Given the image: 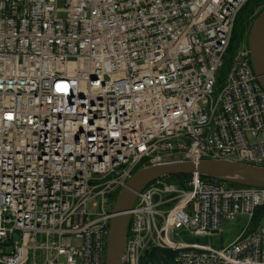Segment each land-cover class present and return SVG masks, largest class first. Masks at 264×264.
<instances>
[{"label":"built area","instance_id":"obj_1","mask_svg":"<svg viewBox=\"0 0 264 264\" xmlns=\"http://www.w3.org/2000/svg\"><path fill=\"white\" fill-rule=\"evenodd\" d=\"M249 0H0V264H105L112 196L138 168L228 159L264 166V90L250 50L224 65ZM159 179L131 215L124 264L150 248L174 264H264V187ZM94 200L97 211L90 212ZM78 241V244H74Z\"/></svg>","mask_w":264,"mask_h":264},{"label":"water","instance_id":"obj_2","mask_svg":"<svg viewBox=\"0 0 264 264\" xmlns=\"http://www.w3.org/2000/svg\"><path fill=\"white\" fill-rule=\"evenodd\" d=\"M251 62L264 90V9L257 15L248 34ZM201 176L245 187H264V166L228 159L181 160L155 164L136 171L114 203L107 238L105 264H124L123 253L130 224V210L138 194L152 182L173 175Z\"/></svg>","mask_w":264,"mask_h":264},{"label":"trees","instance_id":"obj_3","mask_svg":"<svg viewBox=\"0 0 264 264\" xmlns=\"http://www.w3.org/2000/svg\"><path fill=\"white\" fill-rule=\"evenodd\" d=\"M264 9V0H249L245 6L239 12L235 27L233 31V36L231 39V43L229 46V50L225 55L224 65L218 72V84L220 85L232 65V60L237 49L243 44H248V34L249 30L256 19L257 15ZM138 168L137 170H139ZM136 170V171H137ZM190 175H173V176H165L162 179L167 182L175 183L177 186L182 188H189L188 182L190 180ZM205 180L217 181L219 183H224L220 180H214L208 177L202 176ZM230 187H241L240 185L226 183ZM120 192V189L112 196L110 206L111 208L114 206V202ZM264 217V205L258 207L255 210L254 216L250 222L252 228L248 231H252L256 229L260 224L261 219ZM107 238V237H106ZM176 255V251L171 249H162V248H150L145 251L143 256V261L146 264H173L174 257Z\"/></svg>","mask_w":264,"mask_h":264},{"label":"rangeland","instance_id":"obj_4","mask_svg":"<svg viewBox=\"0 0 264 264\" xmlns=\"http://www.w3.org/2000/svg\"><path fill=\"white\" fill-rule=\"evenodd\" d=\"M59 7L64 6V0H59ZM94 200L88 203V209L90 212L97 211L94 206ZM261 225H264V217L260 221ZM250 218L248 215L238 214L233 220H223L221 230L214 233L212 236L196 235L186 228L179 229L178 240L186 243H202L209 244L214 247H223L229 245L235 241L245 229H251ZM78 241H74V244H78Z\"/></svg>","mask_w":264,"mask_h":264},{"label":"bare ground","instance_id":"obj_5","mask_svg":"<svg viewBox=\"0 0 264 264\" xmlns=\"http://www.w3.org/2000/svg\"><path fill=\"white\" fill-rule=\"evenodd\" d=\"M244 6H245V5H244ZM244 6H243V7H244ZM243 7H242V8H243ZM242 8H241V9H242ZM241 9H240V11H241ZM240 11H239V12H240ZM239 12H238V13H239ZM173 264H174V263H173Z\"/></svg>","mask_w":264,"mask_h":264}]
</instances>
